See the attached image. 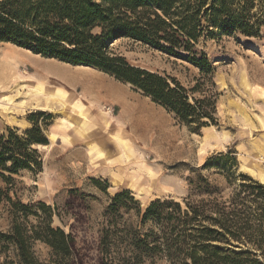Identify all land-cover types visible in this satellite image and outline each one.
<instances>
[{
	"label": "rangeland",
	"instance_id": "1",
	"mask_svg": "<svg viewBox=\"0 0 264 264\" xmlns=\"http://www.w3.org/2000/svg\"><path fill=\"white\" fill-rule=\"evenodd\" d=\"M252 13L264 19V0H256ZM110 50L131 66L170 82L176 79L190 91L192 103L204 94L214 96L216 121L194 130L141 90L99 69L74 66L0 42V137L5 136L15 150L19 148L38 163L15 174L0 171L6 177L0 174V264L17 260L15 247L2 234L9 235L16 221L29 231L38 227L46 217L41 203L52 208L54 228L73 234L79 263L99 264V242L108 219H116L114 225L119 228L131 226L144 233L153 228L142 220L154 201L178 202L184 209L186 201L198 205L215 197L229 204L242 183L241 175L264 185V25L258 37L241 33L202 37L182 56L128 38L115 41ZM18 52L25 56V63L15 69L13 80H3L8 70L6 54ZM26 55L31 57L29 61ZM203 55L214 69L209 75L191 61ZM35 59L64 67L71 79L82 80L80 92L85 90L86 79L102 77L98 78L106 82L108 101L97 106L92 100L88 105L70 100L48 107L44 100L37 104L26 99L18 90L30 92L19 81L39 78L45 83L52 78L37 69ZM193 88L198 91L191 92ZM116 91L118 95L113 94ZM108 109L112 117L100 115L101 111L107 115ZM78 112L87 114V119ZM122 114L130 119L120 128ZM151 126L165 139L160 142L156 140L160 133L154 137L146 132ZM45 140L47 144L42 143ZM206 189L215 196L205 193ZM125 191L133 201L124 199L127 208L117 205L110 210L113 198ZM9 197L13 203L31 207L28 216L23 218ZM33 250L41 263H51L52 251L47 245L36 241ZM145 264L169 263L155 259Z\"/></svg>",
	"mask_w": 264,
	"mask_h": 264
},
{
	"label": "trees",
	"instance_id": "2",
	"mask_svg": "<svg viewBox=\"0 0 264 264\" xmlns=\"http://www.w3.org/2000/svg\"><path fill=\"white\" fill-rule=\"evenodd\" d=\"M255 5L256 0H0V42L74 66L99 69L141 90L181 123L199 130L216 121L214 96L204 94L192 103L190 91L176 79L170 82L131 66L110 45L128 38L182 56L202 37L236 33L258 37L264 19L252 13ZM191 61L202 74L214 70L206 55ZM14 148L5 136L0 137L1 172L15 174L32 163L38 165ZM241 178L229 204L216 197L198 205L186 201L185 209L174 201L152 202L142 223H151L153 228L144 233L131 226L119 228L114 225L116 219H108L100 237L99 264H145L155 259L169 264H264V185L246 175ZM205 193L215 196L209 189ZM129 195L128 191L117 194L110 210L117 205L127 208L124 199L133 201ZM13 205L23 218L28 216L31 207ZM41 207L46 217L38 227L29 231L16 221L9 235L2 234L15 247L17 257L5 264H46L35 255L36 241L52 251L47 264H80L73 234L54 228L52 208L44 203Z\"/></svg>",
	"mask_w": 264,
	"mask_h": 264
},
{
	"label": "bare ground",
	"instance_id": "3",
	"mask_svg": "<svg viewBox=\"0 0 264 264\" xmlns=\"http://www.w3.org/2000/svg\"><path fill=\"white\" fill-rule=\"evenodd\" d=\"M6 55H7L6 56V62H7L8 70L4 71V73L2 75V78H3V80L8 81V80H13V78L17 75L16 74V75L13 76V72H15V69L17 67H19L20 65H23L25 63V60H24L25 58H23L25 56L22 55V53H20V52H18V54L17 53L16 54L11 53V54H6ZM26 59H27V61H29L31 59V57H29V56L26 55ZM34 61H35L34 64H36L37 69L41 68L42 71L46 72L49 76H52L53 79L52 78H50V79L48 78V82H45V83L41 82V80L39 81V78L38 77H37L38 80H34V79L28 80V78H26L27 81H25L24 83H22V82L19 81L18 83H19V85L21 87L24 86V87L28 88V92L32 93V94H30V93H27L26 92L27 93L26 94L25 93V90H18L19 94L22 95V93H23L26 96V99H34L37 104H40V102L42 100H44L45 104L48 107L53 102H61V101L68 102L70 100H75V101H78L80 103H84L86 105H88V103H87L88 101L92 100L93 103L96 104L97 106H100V104L108 101V96L110 94H108V90H107V88H105L106 86L104 85V83H106V82H104L103 79H100L102 77L98 76V77H100V78H98L96 75L95 76L93 75L92 77H89L88 80L86 79L85 80V82H86L85 83L86 84L85 90H82V89H84V88H82L81 89L82 91L80 92L79 85H80V83H83V81L82 80L77 81L74 78L71 79V75L68 74L64 70V67L62 68L59 65L44 63V62L39 61L38 59H35ZM45 67H46V69H45ZM65 69H67V68H65ZM54 72H57V74L54 73ZM23 75L24 76H27L28 74H27L26 71H24L23 72ZM39 75H41V74H39ZM41 77H43V76L41 75ZM19 79H21V78H19ZM42 79H44V78H42ZM46 79H47V77H46ZM108 89H110L109 86H108ZM111 89L113 90L112 87H111ZM14 90H15V88H14ZM118 92H119V89H118ZM114 93L116 94L117 91L116 92H113V94ZM116 95H118V94H116ZM9 99H11V98H9ZM48 107H47V109H49ZM147 109H149V108H147ZM101 110H103V109H101ZM85 111H87V110H85ZM107 112L108 113L106 115L105 113H103L101 111V114L100 115L101 116H105V118L112 117L111 115H112L113 112L111 111V109H108ZM78 114L81 115V117H83L84 119H87V117H88L87 114L82 115L80 112H78ZM127 116H128L127 114H122V116H120L121 119L118 120V126L120 128H123L125 125H127L126 124V121H127L126 118H129L130 119V116L129 117H127ZM136 131H139V129H136ZM146 132H148V133L151 132L152 133V136L155 137V136L158 135V133H160V130H158V128H156V126H151V127H148V129H147ZM162 139H165V138H163V137L161 138V133H160V136L158 138H156V140H159L160 141ZM121 142H124V141H121ZM158 145H160V144H158ZM263 160H264V155H263L262 161ZM134 182H136V181H134ZM138 190L141 191L142 189L141 188H138Z\"/></svg>",
	"mask_w": 264,
	"mask_h": 264
}]
</instances>
